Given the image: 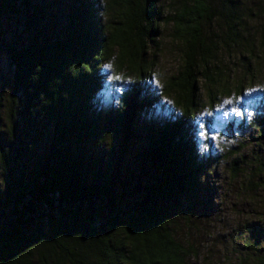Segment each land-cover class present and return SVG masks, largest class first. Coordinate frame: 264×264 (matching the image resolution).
I'll return each instance as SVG.
<instances>
[{"label":"trees","instance_id":"16d2710c","mask_svg":"<svg viewBox=\"0 0 264 264\" xmlns=\"http://www.w3.org/2000/svg\"><path fill=\"white\" fill-rule=\"evenodd\" d=\"M165 23L178 66L156 90L146 55ZM256 41L264 0H0V264H187L174 227L180 201L208 190L202 92L211 106L255 78ZM249 175L264 203L261 158ZM244 245L237 264H264V231Z\"/></svg>","mask_w":264,"mask_h":264},{"label":"rangeland","instance_id":"374dc122","mask_svg":"<svg viewBox=\"0 0 264 264\" xmlns=\"http://www.w3.org/2000/svg\"><path fill=\"white\" fill-rule=\"evenodd\" d=\"M160 3L166 5L168 0H160ZM262 22L263 19L253 20L250 25L260 28ZM158 32L146 55L155 62L152 84L156 90H160L165 78L174 73L179 56L177 43L171 36V25L161 24ZM255 45L257 57L252 60V67H257L255 78L246 80L238 93L233 90L230 94L218 95L211 106L205 91L202 92L205 105L196 114L195 122L200 155L207 166L203 181L208 190L200 196L205 202L198 206L188 199L180 201L174 227L175 237L192 247L187 264H237L248 250L244 243L253 241L255 236L261 238L264 231L263 193L248 183L252 176L250 169L257 166L259 158L264 161V139L258 121L264 117V43L256 41ZM0 67L5 95L10 74L3 63ZM134 78V75H124L121 81L114 83L103 99L105 110L119 105ZM161 105L160 112L164 114L173 108L170 99L161 100ZM4 117L2 114L3 120ZM137 118L140 123L143 120L149 123L150 110ZM113 136L115 144L120 135L116 132ZM145 139L144 135L137 137L136 146L140 147Z\"/></svg>","mask_w":264,"mask_h":264},{"label":"snow or ice","instance_id":"6c2138e0","mask_svg":"<svg viewBox=\"0 0 264 264\" xmlns=\"http://www.w3.org/2000/svg\"><path fill=\"white\" fill-rule=\"evenodd\" d=\"M110 67V66H109Z\"/></svg>","mask_w":264,"mask_h":264}]
</instances>
